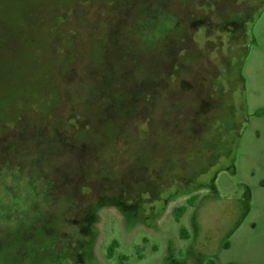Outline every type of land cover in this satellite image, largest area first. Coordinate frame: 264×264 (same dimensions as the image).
Listing matches in <instances>:
<instances>
[{"label": "rangeland", "instance_id": "1", "mask_svg": "<svg viewBox=\"0 0 264 264\" xmlns=\"http://www.w3.org/2000/svg\"><path fill=\"white\" fill-rule=\"evenodd\" d=\"M36 1L2 25L0 264H264V0Z\"/></svg>", "mask_w": 264, "mask_h": 264}, {"label": "trees", "instance_id": "2", "mask_svg": "<svg viewBox=\"0 0 264 264\" xmlns=\"http://www.w3.org/2000/svg\"><path fill=\"white\" fill-rule=\"evenodd\" d=\"M35 2H37L35 0ZM30 4V11L32 10V2L31 3H28L27 5ZM19 6H15L14 9H11V8H7V6H5L4 4H0V41L1 40H4V38L8 35L7 34V30L8 28L5 30V28L2 26L3 25V19L6 17V18H10L12 19L13 21H19L20 18H23L25 15L29 16L30 18V15L32 14V11L29 12V8H27L24 0H20L19 4H17ZM32 16V15H31ZM56 18H55V21H53V25L52 27H54L53 29L54 30H57V27L60 26V23H64V21H61L60 22V19L62 18L61 16H58V14H55L54 15ZM54 19V18H53ZM59 22H58V21ZM62 20V19H61ZM68 24V23H67ZM78 30H72L71 28L69 29V33H71L72 35H77V34H80V30L79 32H77ZM55 32V31H54ZM66 32V31H65ZM71 119V118H70ZM75 120L74 119V122H73V130L74 128L76 127L75 126ZM66 123V122H65ZM62 129H63V125H62ZM188 204H191L193 201L192 199H188ZM187 209V205H181V206H177L173 209V212L176 216L177 219H180V217L182 216V214L186 211ZM185 234V233H183Z\"/></svg>", "mask_w": 264, "mask_h": 264}]
</instances>
